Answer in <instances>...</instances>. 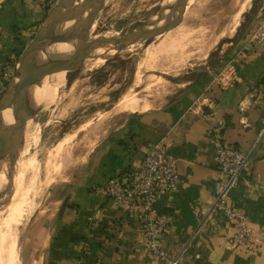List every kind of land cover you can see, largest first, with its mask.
Instances as JSON below:
<instances>
[{"label":"crops","instance_id":"1","mask_svg":"<svg viewBox=\"0 0 264 264\" xmlns=\"http://www.w3.org/2000/svg\"><path fill=\"white\" fill-rule=\"evenodd\" d=\"M40 1L3 3L0 60L6 67L37 26ZM259 29L262 38L256 35ZM234 40L217 78L194 77L168 104L130 115L92 146L80 184L56 210L45 264H163L150 255L128 210L97 188L135 165L155 143L174 157L178 173L175 188L156 201L167 220L160 236L167 255L175 256L177 264H264V0ZM216 140L249 151L226 201L245 213L253 251L231 242L223 214L212 206Z\"/></svg>","mask_w":264,"mask_h":264},{"label":"rangeland","instance_id":"2","mask_svg":"<svg viewBox=\"0 0 264 264\" xmlns=\"http://www.w3.org/2000/svg\"><path fill=\"white\" fill-rule=\"evenodd\" d=\"M241 1L243 0L40 1V3H42L40 8V13L42 15L37 20V26L33 28V30L23 40L21 46L12 52L13 54L11 55V58L7 60L6 78L4 83L0 86V95L5 89V86L10 78L16 81L14 96L20 94L22 85L20 77L14 76L15 67L20 61L30 57L29 54L24 55V51L26 49H31V46L35 47V42L33 41L35 34L39 30L41 24L45 21H56L57 25L53 28L47 29L38 36L35 53L36 60L65 61L67 60L70 52L74 50L72 58L74 60L79 59L84 62H75L67 68L64 66L69 63L64 66L55 64L54 66H57L58 69L50 74H48V72L49 69L52 68L50 66H53V64L35 65L31 69L30 73L26 76V92L36 91L37 88L39 90V85L43 87L41 89L43 92H41L42 95L39 97L37 96L35 101L32 103V106L35 107L37 112L35 115H32L31 111L27 108L29 107L27 96V104L23 101L22 105H19L16 109V118L19 123H21L17 128L16 133L18 134L21 130L22 135L25 128V132H28L25 135V138L19 143L22 152H20L17 147L18 135H16L12 148L7 149L4 153L0 154V175H2L0 176V203H3V201L7 199L12 185L13 162H17L19 160L22 164L26 157L31 154H35L38 159L37 163L40 169V182L43 183V187L40 189L42 191H39L35 197L39 200L37 202L35 199V204L38 205L34 207L32 212L29 214L30 216L27 217L22 226L20 225L19 228L18 234H20V237L19 235L17 236V243H19L17 248L20 264L46 263V260H48V239L56 221V210L63 201H66L67 198L73 194L74 188L80 184L83 176V168L86 164V154H88L92 146L106 136L108 132L115 130V128H117L122 122L128 121L130 115L139 114L145 111H118L115 107V101L117 100L116 98H118L119 94L128 89L133 92L137 91V96L147 102V108L145 109L148 111V109L152 110L168 104L173 98L180 94L184 87L196 76H200L202 74L206 76L205 74H207L209 78L214 75L215 78H217L219 76V72L224 68L226 63V52L231 46L230 44L232 40L237 39L244 32L250 14L254 12L255 6L261 2V0H248L250 4H248V6L241 13L242 17L240 16L241 18L235 26L234 31L231 35H227L224 31L230 22L231 15L242 3ZM68 2H70L69 11H67ZM68 13L71 18L65 20V22H60L59 18H64ZM179 20L181 22L180 24L182 25V29L184 30V35L181 37L183 41L179 38L175 41L177 44L173 42L174 44L169 45L161 44L163 46L154 45L146 50L148 53L144 52L146 54L144 56L143 51L145 50L142 46H145L148 40L152 41V39L156 40L160 38V36L167 29L169 30L173 28ZM136 33L141 34L137 35ZM212 37L213 39H211ZM187 39L190 40L187 41ZM188 42L192 43L189 44ZM224 44L225 46L223 47ZM171 45H173V47ZM167 47L170 49L169 52L172 54H164L165 52H168ZM158 49H162L163 53ZM175 49L180 51L173 54L174 51H176ZM200 55L204 57L202 58ZM175 57L180 60L175 61ZM145 58L147 59L146 62ZM138 63H141V65L139 66ZM78 64L80 66L79 69L76 68V65ZM166 65L168 67H166ZM158 68L159 70H157ZM160 68L161 71L162 68L164 71L161 72ZM73 70L76 71L75 73H78L74 78L72 77L74 76V73L71 74ZM134 70L136 71L133 72ZM138 73L141 74L139 75ZM148 73L151 74L145 77ZM41 74L42 76L43 74L48 75L42 78L41 82L43 83L40 84L39 79H41ZM155 75L156 77H153ZM134 76H136L139 80L141 79L139 85H134L136 78ZM70 77L73 78L70 80L71 82H66L65 79ZM118 78H120V80H117ZM156 78H158V80H156ZM160 80L163 82H160ZM149 82H154V85L150 86H153L154 89L153 87L152 89L150 87L147 88L148 90L146 89V85ZM179 82L183 84L180 85ZM164 83L166 85H164ZM168 83L170 86L167 85ZM79 86L81 88H79ZM80 89L83 91L81 92ZM98 90L100 91L99 94ZM75 91L76 94L74 93ZM144 91L147 92V95ZM88 96L92 97L88 98ZM102 96H104L105 99ZM100 97H102V99ZM43 105L45 106L43 107ZM151 105L153 106L152 108ZM109 107L112 108V111ZM4 109H8L11 119L9 121L2 120L1 112L0 142L5 137L9 124L15 119L10 106ZM108 109L111 112H109ZM82 110L85 112H82ZM104 114L106 116L102 117L101 115ZM89 116L91 118H89ZM90 119L92 122H90ZM51 124L54 125L52 126ZM29 135L34 136L31 137ZM35 136H37L38 139ZM69 136L73 137L68 140ZM34 137L36 139L33 140ZM62 140H67V142ZM59 141L66 143L63 145L61 143L63 149L56 146ZM26 143L28 144V151L24 154L25 149L27 148ZM16 147L17 150L15 151ZM58 150L63 151L61 153ZM66 151L72 154L71 156L69 153L71 158L68 153H65ZM18 154H20V158L16 156ZM83 154H85V159H83L84 156L82 158ZM64 155L67 156V159L66 156L63 158ZM48 156L50 159L46 158ZM55 157L60 163L57 159H54ZM69 158L72 163L69 161ZM44 166L46 168H44ZM42 170H45L46 173L45 171L43 173ZM54 172H56L57 175ZM51 173H54L55 175ZM62 176L64 178H62Z\"/></svg>","mask_w":264,"mask_h":264},{"label":"built area","instance_id":"3","mask_svg":"<svg viewBox=\"0 0 264 264\" xmlns=\"http://www.w3.org/2000/svg\"><path fill=\"white\" fill-rule=\"evenodd\" d=\"M4 2L0 0V9ZM256 35L262 38L263 30H257ZM225 77L226 74H222L220 81ZM262 77L264 80V70ZM5 78L6 65L0 60V86ZM212 155L218 172L214 181L212 206L223 214L231 242L239 248L253 251L256 245L247 227L245 213L226 201L228 193L248 164L249 151L216 140ZM177 182L174 157L166 153L162 145L155 143L143 152L135 165L119 170L97 186L101 194L128 210L142 231L150 255L163 264H177V259L168 256L160 243L167 220L156 208V201L160 195L175 188Z\"/></svg>","mask_w":264,"mask_h":264},{"label":"bare ground","instance_id":"4","mask_svg":"<svg viewBox=\"0 0 264 264\" xmlns=\"http://www.w3.org/2000/svg\"><path fill=\"white\" fill-rule=\"evenodd\" d=\"M145 2V1H144ZM196 2V1H195ZM242 2V3H241ZM240 3V5L238 6V8L233 12V14L231 15V18H230V22H229V24H228V26H227V24H226V26H227V28L225 29V33L227 34V35H231L232 34V32L234 31V28H235V26L238 24V22H239V19L242 17L241 16V13L244 11V9L248 6V4H250L249 3V1L248 0H243V1H241ZM103 3V2H102ZM147 3V2H146ZM194 3V2H193ZM145 5V4H144ZM166 7V6H165ZM178 10V9H177ZM168 13V12H167ZM173 13V12H172ZM169 15V14H168ZM172 16V15H171ZM241 16V17H240ZM163 18V17H162ZM174 18V17H173ZM228 19V18H227ZM184 22V21H183ZM175 23V22H174ZM181 22H180V20L179 21H177L176 22V24L174 25V27L173 28H171V29H167V27H166V31L160 36V38H158V39H156V40H153L152 39V41L151 40H148V42H146V45L145 46H142L143 47V49L145 50V51H143V53L144 52H147L148 53V51H146L147 49H149V48H151V47H153L154 45H161V44H166V45H169V44H174V43H176L175 41L177 40V39H179V38H181V37H183V35H184V30L182 29V25L180 24ZM223 23V22H222ZM227 23V22H226ZM172 24V23H171ZM222 25V24H221ZM217 26V25H216ZM184 28V27H183ZM223 28V27H222ZM150 29V28H149ZM153 29H154V27H153ZM159 29V28H158ZM238 29V28H237ZM216 30V29H215ZM213 31V30H212ZM153 32H155V31H153ZM152 32V33H153ZM162 32V31H161ZM160 32V33H161ZM220 32V31H219ZM218 32V33H219ZM159 33V34H160ZM190 33H192V32H190ZM189 34V33H188ZM113 35V34H112ZM191 35V34H190ZM212 35H213V33H212ZM187 36H189V35H187ZM214 36V35H213ZM216 36V35H215ZM186 37V36H185ZM118 38V37H117ZM153 38V37H152ZM190 38V37H189ZM148 39V38H147ZM151 39V38H150ZM155 39V38H154ZM205 39V38H204ZM211 39H213V37L211 38ZM210 39V40H211ZM109 40V39H108ZM146 40V39H145ZM181 40H182V38H181ZM190 40V39H189ZM188 39H187V41H189ZM236 40V39H235ZM234 40V41H235ZM183 41V40H182ZM213 41V40H212ZM233 41V40H232ZM119 42V41H118ZM122 42H123V40H122ZM174 42V43H173ZM187 43V42H186ZM189 43V42H188ZM190 43H192V42H190ZM189 43V44H190ZM208 43V42H207ZM225 43V42H224ZM177 44V43H176ZM185 44V43H184ZM209 44V43H208ZM221 44V43H220ZM196 45V44H195ZM161 46H163V45H161ZM161 46H158V47H161ZM172 47H173V45H171ZM187 46V45H186ZM204 46H206V45H204ZM208 46V45H207ZM225 46V44L223 45V47ZM109 47V46H108ZM141 47V46H140ZM157 47V48H158ZM214 47V46H213ZM216 47V46H215ZM220 47V46H219ZM105 49V48H104ZM185 49V48H184ZM207 49V48H206ZM156 50V49H155ZM158 50H160L161 52L163 51L162 49H158ZM167 50H168V52L166 53L165 51V53L164 54H169V53H171V52H169L170 51V49H168V47H167ZM176 50V49H175ZM182 50V49H181ZM211 50V49H210ZM174 51V50H173ZM178 50H176V51H174V53L173 54H175L176 52H177ZM180 51V50H179ZM178 51V52H179ZM196 51V50H195ZM223 51H225V50H223ZM217 52H219V51H217ZM109 53V52H108ZM149 53H150V51H149ZM163 53V52H162ZM201 53H203V52H201ZM205 53V52H204ZM223 53V52H222ZM27 54H29V52H27V51H24V55H27ZM158 54H160V53H158ZM172 54V53H171ZM178 54V53H177ZM189 54V53H188ZM212 54V53H211ZM215 54H217V53H215ZM107 55H109V54H107ZM116 55V54H115ZM114 55V56H115ZM132 55V54H131ZM146 54L144 53V56H145ZM148 55V54H147ZM205 55V54H204ZM105 56V55H104ZM117 56V55H116ZM165 57H167L166 55H164ZM169 56H171V55H169ZM184 56V55H183ZM188 56V55H187ZM196 56V55H195ZM201 56V55H200ZM172 57V56H171ZM179 57V56H178ZM199 57V56H198ZM202 57V56H201ZM204 57V56H203ZM202 57V58H203ZM211 57V56H210ZM131 58V57H130ZM139 58V57H138ZM169 58V57H168ZM172 58H174V57H172ZM171 58V59H172ZM176 58V57H175ZM186 58V57H185ZM136 59V58H135ZM142 59H143V57H142ZM141 59V60H142ZM146 59V58H145ZM155 59V58H154ZM184 59V58H183ZM187 59H188V57H187ZM192 59V58H191ZM169 60V59H168ZM174 60V59H173ZM176 60H180V59H178V58H176L175 59V61ZM185 60V59H184ZM147 61V59L145 60V62ZM165 61H166V58H165ZM170 61V60H169ZM186 61V60H185ZM75 62H77V63H80V62H84V61H82V60H79V59H77V60H74V61H72L71 63H69L68 65H66V66H64L65 68H67L68 66H70V65H72L73 63H75ZM159 62H160V60H159ZM163 62H164V60H163ZM170 62H172V61H170ZM135 63H136V61H135ZM134 63V64H135ZM153 63V62H152ZM184 63V62H183ZM192 63V62H191ZM139 64V63H138ZM151 64V63H150ZM170 64V63H169ZM179 64V63H178ZM177 64V65H178ZM180 64H181V62H180ZM179 64V65H180ZM83 65V64H82ZM111 65V64H110ZM137 65V64H136ZM141 65V63L139 64V66ZM158 65H160V64H158ZM164 65V64H163ZM117 66H119V65H117ZM138 66V65H137ZM144 66V65H143ZM161 66V65H160ZM159 66V67H160ZM50 67H52V68H50L49 69V72H48V74H50V73H52L53 71H55V70H57L58 69V67L57 66H50ZM110 67V66H109ZM166 67H168L167 65H166ZM190 67V66H189ZM65 68H64V70H65ZM76 68H80V66H79V64L78 65H76ZM147 68V67H146ZM154 68V67H153ZM135 69H136V67H135ZM150 69V68H149ZM77 70V69H76ZM137 70H138V68H137ZM145 70V69H144ZM157 70H159V68L157 69ZM107 71V70H106ZM136 70H134L133 72H135ZM160 71H161V68H160ZM162 71H164L163 70V68H162ZM161 71V72H162ZM178 71V70H177ZM188 71V70H187ZM201 71V70H200ZM76 71H72L71 72V74H73L74 76H72L73 78L78 74V73H75ZM166 72V71H165ZM181 72V71H180ZM132 73V72H131ZM137 73V72H136ZM175 73H177V72H175ZM194 73V72H193ZM48 74H43V76H42V74H41V79H39L40 80V84L41 83H43V82H41V80H42V78L43 77H45L46 75H48ZM70 74V75H71ZM133 74V73H132ZM135 74V73H134ZM139 74V73H138ZM141 74V73H140ZM139 74V75H140ZM151 74V73H150ZM149 73L148 74H146V76L145 77H147L148 75H150ZM154 74V73H153ZM157 74V73H156ZM95 75V74H94ZM135 75H137V74H135ZM144 76V75H143ZM134 77H136V76H134ZM139 77V76H138ZM150 77V76H149ZM153 77H156V75L155 76H153ZM152 77V78H153ZM158 77H159V75H158ZM71 78V77H70ZM67 78V79H65V81L66 82H71L70 80H72L73 78ZM82 78V77H81ZM109 78V77H108ZM132 78H133V76H132ZM131 78V80L133 81V79ZM140 78V77H139ZM143 78V77H142ZM64 79V78H63ZM88 79V78H87ZM149 79V78H148ZM36 80V79H35ZM89 80H90V78H89ZM117 80H120V78H118ZM141 80V79H140ZM140 80L136 77L135 78V83H134V85H139L140 84ZM156 80H158V78H156ZM162 80V79H161ZM160 80V82H163V81H161ZM164 80V79H163ZM195 80V79H194ZM60 81H62V80H60ZM92 81V80H91ZM106 81V80H105ZM132 81H131V83H132ZM152 81V80H151ZM150 81V82H151ZM35 82V81H34ZM33 82V83H34ZM134 82V81H133ZM148 83L147 85H146V89L148 88V87H150L151 85H154V82L153 83ZM159 82V81H158ZM165 82H166V80H165ZM172 82V81H171ZM171 82H169V83H171ZM186 82V81H185ZM184 82V83H185ZM74 83V82H73ZM144 83V82H143ZM169 83L167 84V85H169ZM173 83V82H172ZM180 83V82H179ZM178 83V84H179ZM69 84V83H68ZM111 84V83H110ZM115 84V83H114ZM133 84V83H132ZM146 84V83H145ZM176 84V83H175ZM183 84V83H182ZM181 83H180V85H182ZM67 85V84H66ZM72 85H74V84H72ZM81 85V84H80ZM157 85V84H156ZM164 85H166L165 83H164ZM115 86V85H114ZM143 86V85H142ZM161 86H162V84H161ZM170 86V85H169ZM178 86V85H177ZM37 87V86H36ZM39 87H40V89L38 90V88H37V90L36 91H30V92H28L29 93V95H28V93L26 94V96H25V102H26V104H27V96H28V103H29V107H28V109L31 111V114L32 115H35L36 114V109H35V107H33L32 106V103L35 101V98H37V96L39 97L40 95H42L41 94V89L43 88L41 85H39ZM67 87V86H66ZM130 87V86H129ZM131 87H132V85H131ZM130 87V88H131ZM141 87V86H140ZM140 87H139V89H140ZM145 87V86H144ZM153 87V86H152ZM152 87H150L151 89H152ZM79 88H81L80 86H79ZM117 88V87H116ZM162 88V87H161ZM56 89V88H55ZM83 89V88H82ZM153 89H154V87H153ZM69 90V89H68ZM67 90V91H68ZM81 90V89H80ZM138 90V89H137ZM143 90V89H142ZM145 90V89H144ZM148 90V89H147ZM157 90V89H156ZM67 91H66V93H67ZM70 91V90H69ZM77 91H78V89H77ZM83 90H81V92H82ZM102 91V90H101ZM117 91V90H116ZM164 91V90H163ZM162 91V92H163ZM166 91H168V90H166ZM137 91H135V92H133V91H131L130 89H128V90H125V91H123V92H121L120 94H119V96H118V98H116L117 100L115 101V107L118 109V111H120V110H125V111H132V112H135V111H138V110H145L146 111V109L145 108H147V102L146 101H144V100H142L140 97H138L137 96V93H136ZM145 92V91H144ZM165 92V91H164ZM163 92V93H164ZM43 93V92H42ZM75 94H76V91L74 92ZM78 93V92H77ZM92 93V92H91ZM100 93V91L98 90V94ZM146 93V95H147V92H145ZM156 93V92H155ZM68 94V93H67ZM88 94V93H87ZM95 94V93H94ZM149 94V93H148ZM157 94V93H156ZM165 94V93H164ZM93 95V94H92ZM95 96V95H94ZM89 97H92V96H88V98ZM104 99H105V97L104 96H102ZM102 97H100L101 99H102ZM143 97H144V95H143ZM71 98V97H70ZM73 99V98H72ZM99 99V98H98ZM97 100V99H96ZM56 101V100H55ZM71 101V100H70ZM158 101V100H157ZM66 103V102H65ZM69 103V102H68ZM70 104V103H69ZM68 104V105H69ZM114 105V104H113ZM45 105H43V107H44ZM61 106V105H60ZM70 107V106H69ZM149 107V106H148ZM153 106L151 105V108H152ZM88 108H90V107H88ZM109 108H111V107H109ZM53 109V108H52ZM68 109V108H67ZM88 110V109H87ZM102 110V109H101ZM149 110V109H148ZM76 111V110H75ZM105 111H107V110H105ZM108 111L109 112H111L112 111V108H111V111L108 109ZM107 111V112H108ZM113 111H114V107H113ZM116 111V110H115ZM82 112H85V111H83L82 110ZM94 112V111H93ZM99 112V111H98ZM107 112H105V113H107ZM131 112V113H132ZM67 113V112H66ZM101 113V112H100ZM30 114V115H31ZM88 114V113H87ZM93 114V113H92ZM103 114V113H102ZM108 114V113H107ZM60 115V114H59ZM65 115V114H64ZM79 115V114H78ZM81 115V114H80ZM97 115H98V113H97ZM55 116H57V115H55ZM60 116H62V115H60ZM94 116V115H93ZM92 116V117H93ZM102 117L103 116H106L105 114L104 115H101ZM79 117V116H78ZM81 117V116H80ZM89 118H91L90 116H89ZM95 118V117H94ZM99 118H100V116H99ZM98 118V119H99ZM11 119V117H10V114L8 113V109H4L3 111H2V120H4V121H9ZM57 119V118H56ZM82 119V118H81ZM85 120V119H84ZM91 120V119H90ZM81 121V120H80ZM87 121V120H86ZM93 121H94V119H93ZM90 122H92V120L90 121ZM89 122V123H90ZM88 123V124H89ZM58 124V123H57ZM92 124V123H91ZM52 125V124H51ZM54 125V124H53ZM52 125V126H53ZM87 125V124H86ZM83 126V125H82ZM85 126V125H84ZM57 129V128H56ZM81 129V128H80ZM83 129H84V127H83ZM25 130H26V128H25ZM25 130H24V132H23V134L21 135V130L18 132V139H17V147L19 148V150H20V152H22L21 151V148H20V145H19V143L25 138V135L28 133V132H25ZM54 130V129H53ZM84 131V130H83ZM35 132V131H34ZM38 132V131H37ZM57 134V133H56ZM74 134H75V132H74ZM22 136V137H21ZM29 136H31V135H29ZM28 136V137H29ZM34 136V135H33ZM33 136H31V137H33ZM27 137V138H28ZM36 138H37V136H35ZM33 138V140L34 139H36V138ZM71 137H73V136H71ZM70 136H69V139L68 140H70V138H71ZM75 137V136H74ZM42 138V137H41ZM76 138V137H75ZM38 139V138H37ZM60 139H62V138H60ZM72 139H74V138H72ZM32 140V139H31ZM75 140V139H74ZM73 140V141H74ZM41 141V140H40ZM58 141V140H57ZM62 141H65V140H62ZM32 142V141H31ZM30 142V143H31ZM65 142H67V140L65 141ZM69 142V141H68ZM72 142V141H71ZM61 143L62 142H58L57 143V147H61L62 148V146H61ZM70 143V142H69ZM68 143V144H69ZM27 144V143H26ZM34 144H35V141H34ZM55 144H56V142H55ZM63 144H66V143H62V145ZM67 144V145H68ZM54 145V144H53ZM70 145H71V143H70ZM38 146V145H37ZM17 147L15 148V151L17 150ZM30 147H31V145H30ZM39 147V146H38ZM63 147H65V146H63ZM68 147H70V146H68ZM48 148V147H47ZM28 149V144H27V148L25 149V152H24V154L28 151L27 150ZM54 149H55V147H54ZM63 149V148H62ZM67 149V148H66ZM65 149V150H66ZM39 150V149H38ZM45 150V149H44ZM60 150V149H59ZM58 150V151H59ZM41 151V150H40ZM53 151H55V150H53ZM63 151V150H62ZM62 151H59V152H61L62 153ZM36 152V151H35ZM39 152V151H38ZM43 152V151H42ZM70 152H71V150H70ZM69 152V153H70ZM33 153V152H32ZM56 153V152H55ZM64 153V152H63ZM65 153H68L67 151L65 152ZM64 153V154H65ZM68 153V155H69V157H70V154ZM13 154V153H12ZM16 154V153H15ZM21 154V153H20ZM20 154H18V155H16L17 157H19L20 158ZM39 154V153H38ZM58 154V153H57ZM60 154V153H59ZM48 155V154H47ZM53 155H54V153H53ZM67 155V154H66ZM66 155H64V157L63 158H65V156ZM85 154H83L82 155V158H83V156H84ZM87 155V154H86ZM25 156V155H24ZM28 156V155H27ZM45 156V155H44ZM44 156H43V158H44ZM57 156V155H56ZM71 156H72V154H71ZM54 157V156H53ZM46 158H49L50 159V157L48 156V157H46ZM45 158V159H46ZM57 158H58V156H57ZM56 157L54 158V159H57ZM60 158V157H59ZM71 158V157H70ZM69 158V161L71 160ZM66 159H67V156H66ZM75 159V158H74ZM83 159H85V156H84V158ZM53 160V159H52ZM51 160V161H52ZM63 160V159H62ZM82 160V159H81ZM56 161V160H55ZM54 161V162H55ZM57 161H58V159H57ZM64 161V160H63ZM23 162V161H22ZM38 159H37V157H36V155L35 154H31L30 156H28V157H26L25 159H24V162L21 164V162L18 160L17 162H13V164H12V171H13V177H12V185H11V187H10V190H9V194H8V197H7V199H5V201H3V203H0V264H20V260H19V257H18V244L19 243H17V236L19 235V237H20V234H18V232H19V228H20V225L22 226V224L24 223V221L27 219V217H29L30 215V213L32 212V210L34 209V207H36L37 205L35 204L36 202H35V199L37 200V198H35L36 197V194H38L39 193V191H42V190H40V189H42L41 187H43L42 186V184L43 183H41L40 182V176H39V174H40V169H39V167H38ZM47 162V161H46ZM59 162V161H58ZM71 163H72V161H70ZM56 163V162H55ZM60 163V162H59ZM45 164V163H44ZM40 165V164H39ZM42 165H43V162H42ZM65 165V164H64ZM62 166V165H61ZM44 168H46L45 166H44ZM49 168V167H48ZM62 168V167H61ZM42 169V168H41ZM58 169H59V167H58ZM48 170V169H47ZM1 171V170H0ZM43 171V173H44V171L45 170H42ZM49 172V171H48ZM50 172H51V169H50ZM49 172V173H50ZM61 172V171H60ZM45 173H46V171H45ZM56 175H57V173L56 172H54ZM54 173H51V174H54ZM1 174V173H0ZM10 174H11V172H10ZM54 174V175H55ZM61 174V173H60ZM48 175V174H47ZM0 176H2V175H0ZM42 176V175H41ZM47 177V176H46ZM45 177V178H46ZM54 177V176H53ZM48 178V177H47ZM62 178H64L63 176H62ZM61 178V179H62ZM8 179V178H7ZM51 179V178H50ZM49 179V180H50ZM54 180H55V178H54ZM47 181V180H46ZM43 182V181H42ZM51 182V181H50ZM49 182V183H50ZM46 187V186H45ZM48 187V186H47ZM9 188V187H8ZM38 196V195H37ZM6 198V197H5ZM39 198V197H38ZM39 200H37V202H38ZM38 212V211H37ZM26 223V222H25ZM20 239V238H19Z\"/></svg>","mask_w":264,"mask_h":264},{"label":"water","instance_id":"5","mask_svg":"<svg viewBox=\"0 0 264 264\" xmlns=\"http://www.w3.org/2000/svg\"><path fill=\"white\" fill-rule=\"evenodd\" d=\"M96 1V0H94ZM69 5L70 2L67 4V11H69ZM71 18L70 14L68 13L64 18H59L60 22H65V20ZM57 25L56 21H45L41 24L39 30L35 34L34 37V44L35 47L31 46V49H26V51L29 52V58L22 60L19 62V64L15 67L14 76L20 77V82L22 85V90L20 91V94L17 96H14V90L16 88V81L10 78L5 86V89L3 90L2 94L0 95V115L4 108L9 107L11 109V112L14 115V121L11 122L7 128V132L5 134V137L0 142V154L4 153L7 149H11L12 145L15 141L17 128L21 123L17 120L16 116V109L19 105H22L23 101H25V96L27 94L26 92V76L30 73L31 69L35 65H42V64H53V65H61L64 66L68 63H70L72 60H74L72 57L74 50H72L65 61H59V60H44V61H37L36 60V46H37V40L38 36L42 34L44 31H46L49 28H53ZM137 35H140L141 33H136ZM149 35V34H146ZM28 108V107H27Z\"/></svg>","mask_w":264,"mask_h":264}]
</instances>
